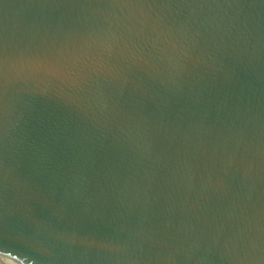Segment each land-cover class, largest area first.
Wrapping results in <instances>:
<instances>
[{
	"label": "water",
	"instance_id": "obj_1",
	"mask_svg": "<svg viewBox=\"0 0 264 264\" xmlns=\"http://www.w3.org/2000/svg\"><path fill=\"white\" fill-rule=\"evenodd\" d=\"M0 264H264V0H0Z\"/></svg>",
	"mask_w": 264,
	"mask_h": 264
}]
</instances>
